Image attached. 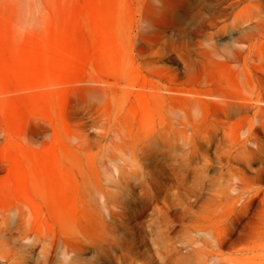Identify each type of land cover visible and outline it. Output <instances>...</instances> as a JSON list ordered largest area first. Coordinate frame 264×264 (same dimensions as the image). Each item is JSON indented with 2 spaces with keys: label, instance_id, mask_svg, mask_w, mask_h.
I'll return each mask as SVG.
<instances>
[{
  "label": "rangeland",
  "instance_id": "obj_1",
  "mask_svg": "<svg viewBox=\"0 0 264 264\" xmlns=\"http://www.w3.org/2000/svg\"><path fill=\"white\" fill-rule=\"evenodd\" d=\"M144 138L209 160L180 197L209 233L168 213L97 262L83 186ZM0 264H264V0H0Z\"/></svg>",
  "mask_w": 264,
  "mask_h": 264
},
{
  "label": "bare ground",
  "instance_id": "obj_2",
  "mask_svg": "<svg viewBox=\"0 0 264 264\" xmlns=\"http://www.w3.org/2000/svg\"><path fill=\"white\" fill-rule=\"evenodd\" d=\"M229 106L243 109V104L240 103H229ZM146 141L147 138H144L139 143L146 144L147 147L137 148V144L129 151L120 149L119 152L116 150L108 155H103L104 158L102 157L103 161L99 167L106 165L107 162L112 163L116 158L122 160L123 163L115 164L111 176H105L99 168H93L85 181L82 199H85L88 204L87 226L89 233L86 239L81 241L84 249L96 250L94 257L97 262L115 261L122 258L123 255L118 254L117 251H121L125 243L149 241L157 253L162 251L159 247L158 232L162 227L161 221H166L169 218L168 213H180L178 218L175 217L180 221L189 217L193 221L189 225L192 230L209 233V230L200 226L201 224L194 223L204 216L203 213L197 214L189 207L198 199L185 200L183 203L180 200L184 194L193 196L197 190L205 188L211 167L209 160L203 157L201 171L193 173L191 176L193 169L190 170L188 153L171 154V150L168 149L161 150L156 146L148 147L153 141ZM179 159L181 160L179 161ZM159 162H162L164 166L158 169L155 167V163ZM158 172L161 173V178L176 179L179 183H163L154 179L153 175ZM181 188L184 189V194H182ZM212 202L214 201L210 199V204ZM147 216L149 218L142 221ZM171 221L170 227H175L174 221ZM134 227L139 229L131 231L130 236L123 234L124 228L133 230ZM73 254L72 246L66 242L64 255L70 257L71 260L78 259L79 256ZM150 258L154 257L150 256ZM90 262L96 261L90 260Z\"/></svg>",
  "mask_w": 264,
  "mask_h": 264
}]
</instances>
